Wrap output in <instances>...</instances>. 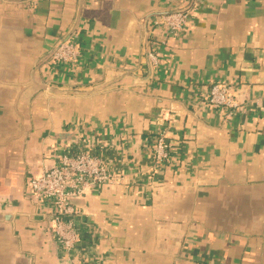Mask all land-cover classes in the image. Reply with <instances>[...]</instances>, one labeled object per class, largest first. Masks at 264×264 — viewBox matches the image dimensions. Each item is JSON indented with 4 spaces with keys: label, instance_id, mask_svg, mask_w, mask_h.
I'll return each mask as SVG.
<instances>
[{
    "label": "crops",
    "instance_id": "obj_1",
    "mask_svg": "<svg viewBox=\"0 0 264 264\" xmlns=\"http://www.w3.org/2000/svg\"><path fill=\"white\" fill-rule=\"evenodd\" d=\"M187 2L176 34L152 21L184 0H0V264H264V0ZM69 35L77 60L51 63ZM214 82L240 113L202 102ZM74 146L124 179L71 201L89 233L67 255L26 187Z\"/></svg>",
    "mask_w": 264,
    "mask_h": 264
},
{
    "label": "built area",
    "instance_id": "obj_2",
    "mask_svg": "<svg viewBox=\"0 0 264 264\" xmlns=\"http://www.w3.org/2000/svg\"><path fill=\"white\" fill-rule=\"evenodd\" d=\"M34 5L38 0H29ZM180 7L162 13L153 19L154 26L165 27L169 33H180L185 22L193 15V4L184 0ZM79 55V45L75 37L65 36L59 39L49 55L51 63L71 64ZM151 64L156 63V55L148 53ZM202 102L214 109L221 110L225 118L241 112V103L233 92L232 85L226 82L212 83L205 94H200ZM176 110L172 107L162 109L156 123L159 127L152 145L155 165H163L170 159L167 135L170 124L174 121ZM264 130V115L260 118ZM154 166V168H156ZM124 173L122 167H115L113 160H102L100 154L91 149L74 146L67 152L62 153L57 162L49 167H42L36 176L29 179L27 192L32 196L35 203L46 202L50 204L48 222L54 240L60 245L65 254L75 252L81 240L89 231L86 224L79 226L77 218L81 210L72 204V200L81 196L93 185L116 184L122 182ZM67 264L70 259L65 260Z\"/></svg>",
    "mask_w": 264,
    "mask_h": 264
}]
</instances>
